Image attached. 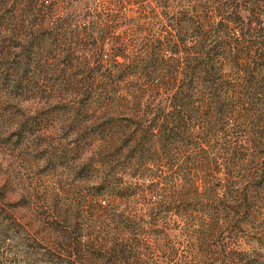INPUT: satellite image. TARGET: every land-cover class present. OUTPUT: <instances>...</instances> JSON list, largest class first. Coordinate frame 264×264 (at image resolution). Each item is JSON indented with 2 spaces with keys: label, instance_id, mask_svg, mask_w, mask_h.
<instances>
[{
  "label": "rangeland",
  "instance_id": "374dc122",
  "mask_svg": "<svg viewBox=\"0 0 264 264\" xmlns=\"http://www.w3.org/2000/svg\"><path fill=\"white\" fill-rule=\"evenodd\" d=\"M263 62L264 0H0V264H264Z\"/></svg>",
  "mask_w": 264,
  "mask_h": 264
},
{
  "label": "trees",
  "instance_id": "16d2710c",
  "mask_svg": "<svg viewBox=\"0 0 264 264\" xmlns=\"http://www.w3.org/2000/svg\"><path fill=\"white\" fill-rule=\"evenodd\" d=\"M262 66L264 67V62L262 63ZM200 69L202 70L201 71V74H203L202 77H205L209 74H212V72H214L215 70V67L212 65H207L206 67L204 66V67H201ZM261 90H264V74L261 77Z\"/></svg>",
  "mask_w": 264,
  "mask_h": 264
}]
</instances>
